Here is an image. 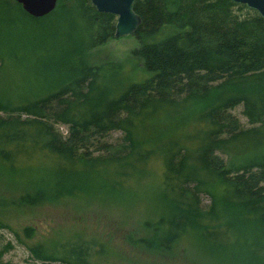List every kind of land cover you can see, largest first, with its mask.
<instances>
[{
	"label": "trees",
	"instance_id": "16d2710c",
	"mask_svg": "<svg viewBox=\"0 0 264 264\" xmlns=\"http://www.w3.org/2000/svg\"><path fill=\"white\" fill-rule=\"evenodd\" d=\"M133 8L127 67L90 61L116 23L90 0L41 18L0 0L2 35H17L0 49V176L21 188L0 196V227L25 207L108 200L138 209L143 236L128 239L147 252L185 241L208 264H264V18L232 0ZM57 244L27 247L60 264H95L103 247L80 233Z\"/></svg>",
	"mask_w": 264,
	"mask_h": 264
},
{
	"label": "rangeland",
	"instance_id": "374dc122",
	"mask_svg": "<svg viewBox=\"0 0 264 264\" xmlns=\"http://www.w3.org/2000/svg\"><path fill=\"white\" fill-rule=\"evenodd\" d=\"M10 22L7 21V23ZM22 22L30 24L28 20ZM45 25L48 24L45 23ZM3 32L0 30V36L3 38L0 37V45L4 44L5 41L12 44L14 38L17 37L15 31L12 30L5 37L2 35ZM27 40L33 41L32 36L28 35ZM135 45L136 41L132 34L117 38L112 37L93 49L89 58L95 64L106 61H125L124 65L129 67L132 66L128 64L129 51ZM3 46L1 45L0 49ZM47 52L50 56L53 53L50 50ZM60 58L59 53H56L54 59L60 60ZM34 74L29 70V79H32ZM233 112L242 123L245 122L239 107L235 108ZM155 170L157 173L159 172L158 168ZM9 182L5 179L2 180L0 176V196L9 199L18 197L21 188ZM103 195L105 196V194ZM106 196L108 197V195ZM125 196L126 194H121L118 197ZM142 198L148 202L152 198V203L156 201V197L151 193ZM140 215L141 213L137 208L130 210L123 205H112L108 200L104 203L96 199L86 200L83 198H73L43 206L25 207L19 212H14L8 221L12 230L0 227V264H60L58 261L49 262L37 258L27 245L40 244L52 249L59 241L65 237L71 238L76 233L103 242L102 251L95 260V264H208L207 261L199 258L191 248L189 249L188 242L185 241H181L172 252L155 254L145 251L129 240V236L135 238L143 236V232L137 230V221L142 218ZM25 227L34 228V233L29 238L23 233ZM15 232L18 236L14 234ZM194 250L198 253L201 252L195 248Z\"/></svg>",
	"mask_w": 264,
	"mask_h": 264
},
{
	"label": "water",
	"instance_id": "95a60500",
	"mask_svg": "<svg viewBox=\"0 0 264 264\" xmlns=\"http://www.w3.org/2000/svg\"><path fill=\"white\" fill-rule=\"evenodd\" d=\"M24 12L33 18L50 14L57 5V0H14ZM245 4L264 18V0H232ZM98 12L113 14L116 17L115 38L133 34L140 24V17L134 11L135 0H90Z\"/></svg>",
	"mask_w": 264,
	"mask_h": 264
}]
</instances>
